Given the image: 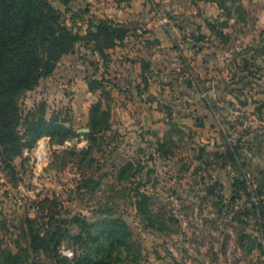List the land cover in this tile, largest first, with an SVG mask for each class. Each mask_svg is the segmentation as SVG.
Segmentation results:
<instances>
[{
  "label": "rangeland",
  "instance_id": "1",
  "mask_svg": "<svg viewBox=\"0 0 264 264\" xmlns=\"http://www.w3.org/2000/svg\"><path fill=\"white\" fill-rule=\"evenodd\" d=\"M252 3L264 13V0ZM262 23L215 79L220 85L226 81L221 98L209 99L215 110L210 119L198 116L182 128L170 116L156 131L121 125L107 131L101 149L95 144L84 160L70 152L87 145L84 134L61 143L45 136L43 164L34 158L39 139L9 163L0 157V264L4 250L14 254L19 245L26 246L25 218L49 230L58 218L62 228L80 233L78 239L63 238L57 247L58 257L71 264L83 251H93L79 221L92 223L89 229L95 233L106 216L121 217L131 230L128 245L113 251L111 264H264V213L257 208L259 200L264 205ZM102 76L97 62H61L20 95V106L25 111L41 101L46 117L56 116L83 133L89 103L100 94L90 91L89 83ZM200 121L203 127L195 124ZM84 178L90 179L91 189L82 186ZM140 193L147 195L142 212L137 208ZM43 198L47 202L40 212L36 206ZM101 256L98 251L94 258ZM34 257L37 264L54 262L43 251Z\"/></svg>",
  "mask_w": 264,
  "mask_h": 264
},
{
  "label": "crops",
  "instance_id": "2",
  "mask_svg": "<svg viewBox=\"0 0 264 264\" xmlns=\"http://www.w3.org/2000/svg\"><path fill=\"white\" fill-rule=\"evenodd\" d=\"M51 1L82 34L97 19L128 27L124 39L106 49L105 58L80 42L58 62H97L102 67L111 129L122 125L156 131L170 116L182 128L192 126L198 116L210 119L215 110L209 99L221 98L226 81L221 78L220 85L215 79L227 62H235V50L249 45L254 27L264 20L261 7L251 0Z\"/></svg>",
  "mask_w": 264,
  "mask_h": 264
},
{
  "label": "trees",
  "instance_id": "3",
  "mask_svg": "<svg viewBox=\"0 0 264 264\" xmlns=\"http://www.w3.org/2000/svg\"><path fill=\"white\" fill-rule=\"evenodd\" d=\"M235 0H232L234 3ZM221 3V0H218ZM213 28L211 24H208ZM128 32V27L108 19H97L88 25L86 33H80L67 23L64 12L56 8L51 0H0V157L5 162L20 154L27 144L34 143L42 136L54 138L58 142L84 134L87 145L72 149L70 152L84 160L91 156L93 146L98 148L105 143V134L111 131L109 90L103 79L89 83V90L99 89L97 100L88 109V131L79 133L76 129L63 124L56 116H45V105L37 102L27 110H22L20 95L32 89L40 78L49 75L61 56L72 51L76 43L96 51L102 58L106 57V49L119 44ZM217 36L226 41L227 36L217 32ZM243 87V86H241ZM234 153H237L236 148ZM229 160L234 159L232 153L225 155ZM82 186L91 189L89 178L83 179ZM259 196V192H255ZM137 208L143 211V200L146 194L140 193ZM47 198L37 204L40 212L44 211ZM258 211L264 213L262 200L257 202ZM93 233L89 227L92 223L80 220V230L84 231L85 239L93 243V251H83L74 257L71 264H111L116 258L113 251L121 250L128 245V235L131 230L124 219L118 216H106ZM61 221V220H60ZM65 221V220H64ZM26 246L19 245L17 253L4 250L2 261L5 264H37L35 255L39 251L54 258L53 264H64L68 259L58 257L57 247L63 238L78 239L81 236L71 234L61 227L59 219L54 218V229L43 228L41 224H33L31 218H25ZM48 225H52L48 220ZM42 230L40 234L38 231ZM103 237L104 241L100 240ZM99 252V259L94 258ZM24 253L23 257L22 254ZM1 261V262H2ZM2 262V264H3Z\"/></svg>",
  "mask_w": 264,
  "mask_h": 264
},
{
  "label": "built area",
  "instance_id": "4",
  "mask_svg": "<svg viewBox=\"0 0 264 264\" xmlns=\"http://www.w3.org/2000/svg\"><path fill=\"white\" fill-rule=\"evenodd\" d=\"M176 70H179V66H176ZM47 141L45 136L39 138L37 147L34 151V158L39 164H43L47 161L48 157ZM71 252H66L69 255Z\"/></svg>",
  "mask_w": 264,
  "mask_h": 264
},
{
  "label": "water",
  "instance_id": "5",
  "mask_svg": "<svg viewBox=\"0 0 264 264\" xmlns=\"http://www.w3.org/2000/svg\"><path fill=\"white\" fill-rule=\"evenodd\" d=\"M88 130V128H86Z\"/></svg>",
  "mask_w": 264,
  "mask_h": 264
}]
</instances>
